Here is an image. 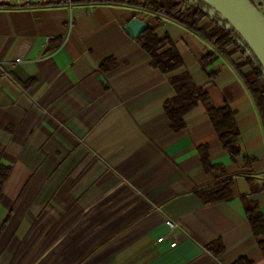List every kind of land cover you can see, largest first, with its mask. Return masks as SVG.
<instances>
[{
  "label": "crops",
  "instance_id": "0c3cea01",
  "mask_svg": "<svg viewBox=\"0 0 264 264\" xmlns=\"http://www.w3.org/2000/svg\"><path fill=\"white\" fill-rule=\"evenodd\" d=\"M133 17L172 38L180 69L151 65L124 32ZM211 50L182 24L130 4L0 6V164L9 167L0 264H264L245 211L252 204L264 218V130L242 79L248 68H236L238 55L204 68ZM182 70L215 108L232 111L236 155L200 102L171 128L164 103ZM223 180L231 196L205 202ZM165 218L183 230L174 248L155 244Z\"/></svg>",
  "mask_w": 264,
  "mask_h": 264
},
{
  "label": "trees",
  "instance_id": "16d2710c",
  "mask_svg": "<svg viewBox=\"0 0 264 264\" xmlns=\"http://www.w3.org/2000/svg\"><path fill=\"white\" fill-rule=\"evenodd\" d=\"M10 0H0V6H6ZM39 4L68 3V0H37ZM92 3H122L140 7L159 16L173 20L189 28L202 38L207 40L214 50L205 53L200 63L205 68L213 63L218 55L228 59L238 55L237 69L247 67L248 71L242 74L243 82L253 100L264 130V71L261 64L244 42L240 34L222 17L216 10L200 0H167L164 5L158 0H70L74 2ZM209 20V28L203 23ZM156 26H148L136 39L143 50L149 55L151 65L162 73H171L183 66L180 52L172 38L167 33H157ZM169 83L174 89L175 95L164 103L165 113L171 123V128L180 130L183 127V115L197 103H202L222 145L231 155H236L238 148L235 145L238 136V128L233 118V113L228 108H215L201 86H198L188 71H180L169 78ZM211 169H219L211 165ZM9 167L0 164V190L8 176ZM231 196V184L229 180H223L215 187L201 194L205 202L219 199H227ZM247 219L250 223L253 235L257 239L259 248L264 256V218L254 205H246ZM6 220L2 223L4 225ZM216 243H212L213 247ZM210 247V246H209ZM212 250L209 248L208 251ZM212 253V252H211ZM214 255V254H213ZM245 259L240 258L234 264H242Z\"/></svg>",
  "mask_w": 264,
  "mask_h": 264
},
{
  "label": "water",
  "instance_id": "95a60500",
  "mask_svg": "<svg viewBox=\"0 0 264 264\" xmlns=\"http://www.w3.org/2000/svg\"><path fill=\"white\" fill-rule=\"evenodd\" d=\"M225 18L240 34L264 71V17L251 0H200ZM148 27L140 18H131L124 32L133 38L138 37Z\"/></svg>",
  "mask_w": 264,
  "mask_h": 264
},
{
  "label": "built area",
  "instance_id": "2783aa9c",
  "mask_svg": "<svg viewBox=\"0 0 264 264\" xmlns=\"http://www.w3.org/2000/svg\"><path fill=\"white\" fill-rule=\"evenodd\" d=\"M252 2L256 6L259 13L264 17V0H254ZM68 3H70V0H68ZM20 60H21V58L15 59V61H17V62ZM0 75L1 76L7 75L6 65L3 61H0ZM164 224L167 227V232L164 235L158 236L155 239V244L161 243L163 241H167L168 246L170 248H174L177 246V242H178L180 236L182 235L183 230H182L180 224L171 218H165Z\"/></svg>",
  "mask_w": 264,
  "mask_h": 264
},
{
  "label": "rangeland",
  "instance_id": "374dc122",
  "mask_svg": "<svg viewBox=\"0 0 264 264\" xmlns=\"http://www.w3.org/2000/svg\"><path fill=\"white\" fill-rule=\"evenodd\" d=\"M252 1H254V0H252ZM0 191H1V190H0ZM8 215H9V214H8ZM8 215L6 216V218H8ZM6 218H5V220H7ZM3 222H4V220L2 221V223H3ZM2 223L0 224V228L3 227V226H2V225H3ZM1 226H2V227H1Z\"/></svg>",
  "mask_w": 264,
  "mask_h": 264
}]
</instances>
